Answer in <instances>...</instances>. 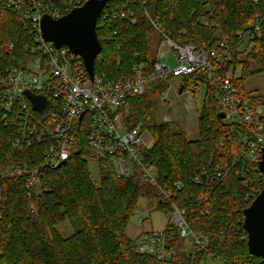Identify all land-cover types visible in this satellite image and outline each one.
<instances>
[{
    "label": "trees",
    "instance_id": "1",
    "mask_svg": "<svg viewBox=\"0 0 264 264\" xmlns=\"http://www.w3.org/2000/svg\"><path fill=\"white\" fill-rule=\"evenodd\" d=\"M145 9L158 19L170 39L191 43L198 51L221 41L237 44L236 31L261 19L259 36L235 50L222 68L224 73L232 72L244 100L264 104V95L246 97L242 92L245 79L264 75V0H146ZM137 12L134 25L117 22L103 31L107 37L101 41V61L95 63L94 71L105 81L131 75L135 64H143L145 73L152 69L161 36L143 9L137 7ZM10 41L15 42L17 55L23 54L30 42L28 29L18 23L13 12L4 10L0 13L2 72L10 57L6 50ZM181 78L182 92L190 81L206 85L198 139H188L175 121L155 119L167 87L164 81L152 83L141 95L129 96L128 106L120 109L122 125L125 129L141 126L151 135L153 143L142 150L143 161L154 163L162 181L185 184L175 201L183 202L188 226L206 239L208 250L225 264H264L263 258L249 253L242 226L243 209L253 200L248 193L260 191L264 184L257 166L236 159L246 147L242 140L245 129L217 118L218 98L202 72ZM11 130L0 110V172L19 165H39L47 145L16 150L10 143ZM91 160L98 167L96 180L89 169ZM224 165L228 167L226 176L210 188V173ZM197 175L201 176L199 183L193 181ZM28 179V174L0 177V264H159L153 255L137 251L138 236L129 237L126 229L140 199L165 213L171 210L170 204L162 199L158 187L138 172L117 177L111 157L96 159L85 131L79 128L69 157L42 171L32 188ZM66 219L75 230L63 237L57 225ZM172 243L178 249L181 246L176 230ZM206 257L204 251L197 252L193 260L189 253L179 252L170 264H202Z\"/></svg>",
    "mask_w": 264,
    "mask_h": 264
},
{
    "label": "built area",
    "instance_id": "2",
    "mask_svg": "<svg viewBox=\"0 0 264 264\" xmlns=\"http://www.w3.org/2000/svg\"><path fill=\"white\" fill-rule=\"evenodd\" d=\"M85 1L0 0V13L4 10L13 12L18 23L28 29L30 40L21 55L15 54V42L7 44L6 50L10 57L5 71H0L2 120L12 128L10 143L14 149L22 150L35 144L47 145L45 157L39 165L33 168L27 165L7 168L0 172V177L28 174V186L32 188L42 171L57 167L69 157L80 128L85 131L87 143L96 159L106 156L112 158L117 177L125 178L138 172L142 179L156 185L162 199L170 204L166 226L161 230L141 231L137 238V251L153 255L159 264H170L179 252L189 253L193 260L197 252L204 251L207 257L202 260V264H206L209 259L220 260L225 264L206 248V239L190 229L185 220L183 202L175 201L177 193L184 190L185 184L182 181L170 184L162 181L154 163L143 161L142 150L149 147L150 135L142 131L140 126L125 129L120 109L128 106L129 96L145 93L152 83L158 81L167 83L161 96L164 102L173 79L202 72L217 94L218 112H224L225 118L229 117L230 122L245 129L242 140L246 147L236 159L248 161L258 168L264 149V104L253 105L244 100L234 85L232 73H224L222 66L223 62L231 61L235 50L259 36L261 19L236 31L239 38L237 44L221 41L211 48L198 51L191 43L170 39L158 19L145 9L146 0H106L95 26L96 34L98 30L101 32L97 34L100 43L107 37L103 31L115 23L134 25L138 21L137 7L143 9L149 24L161 36V43L149 72L145 73L143 64H135L131 75L105 81L94 71L91 80L80 55L73 54L66 45L56 47L54 43L44 40L40 30L43 15L56 19L80 7ZM114 33H117L116 29ZM164 45L176 58L174 66L161 61L165 55ZM99 54L95 63L101 61ZM26 90L46 98L44 115L33 108L25 94ZM169 120L168 116H164L162 121ZM227 171V165L215 167L209 175L210 188L219 184ZM203 174H206V170ZM261 175L263 183L264 176ZM200 177L195 176L193 181L199 183ZM260 191H250L248 196L254 199ZM133 214H136L139 223L143 222L144 218L137 207ZM174 230L178 231L180 243L187 237L191 240L189 249L182 244L179 249L173 245Z\"/></svg>",
    "mask_w": 264,
    "mask_h": 264
},
{
    "label": "rangeland",
    "instance_id": "3",
    "mask_svg": "<svg viewBox=\"0 0 264 264\" xmlns=\"http://www.w3.org/2000/svg\"><path fill=\"white\" fill-rule=\"evenodd\" d=\"M163 50L165 55L162 56L161 61L168 63L170 66H174L176 64V58L173 53L165 45L163 46ZM240 69L241 66L236 69L235 74L238 75ZM181 81V77L172 80L167 99L164 102L161 100L155 110V119L162 122L163 117L168 116L169 121H175L186 133L188 139L195 140L199 138L198 116L204 105L206 85L202 82L190 81L186 86L187 89L182 93H178ZM242 92L246 97L253 94L264 95V75L259 74L245 79ZM215 98L217 100V94H215ZM223 120L225 122L231 121L229 117ZM142 131H146V129L142 128ZM148 142L150 145L153 143L151 135ZM89 169L96 180L98 178V167L94 160L89 161ZM137 208L141 211L144 220L142 223H139L136 214L132 215L126 229L129 237L134 238L139 231L161 230L166 226L168 214L164 211L155 209L152 204L144 199L138 201ZM57 230L63 237H67L73 234L75 227L66 219L57 225ZM181 244L189 249L191 240L188 237L184 238L181 240ZM206 264H222V262L220 260L209 259Z\"/></svg>",
    "mask_w": 264,
    "mask_h": 264
},
{
    "label": "water",
    "instance_id": "4",
    "mask_svg": "<svg viewBox=\"0 0 264 264\" xmlns=\"http://www.w3.org/2000/svg\"><path fill=\"white\" fill-rule=\"evenodd\" d=\"M106 0H87L80 7H76L59 18L43 15L40 21L41 35L46 41L54 43L56 47L66 45L73 54L83 58L86 70L93 79L96 56L101 52L102 46L96 34V20L100 11L105 6ZM64 22L59 34H55L50 24ZM182 93V87L178 89ZM26 96L30 99L34 109L44 115L46 111V98L42 95H34L26 90ZM217 118L224 119L225 113L220 111ZM258 170L264 176V149L261 160L258 162ZM264 204V186L251 203L243 209L242 226L247 233L246 242L251 255L264 259V217L257 215L255 220L250 219V210Z\"/></svg>",
    "mask_w": 264,
    "mask_h": 264
},
{
    "label": "snow or ice",
    "instance_id": "5",
    "mask_svg": "<svg viewBox=\"0 0 264 264\" xmlns=\"http://www.w3.org/2000/svg\"><path fill=\"white\" fill-rule=\"evenodd\" d=\"M63 24L64 22H61L60 24H50V28L55 34H59V32L62 30ZM249 215L250 219H252L253 221L255 220L257 215L264 217V204H261L259 208L253 206V208L250 210Z\"/></svg>",
    "mask_w": 264,
    "mask_h": 264
},
{
    "label": "crops",
    "instance_id": "6",
    "mask_svg": "<svg viewBox=\"0 0 264 264\" xmlns=\"http://www.w3.org/2000/svg\"><path fill=\"white\" fill-rule=\"evenodd\" d=\"M139 233H140V231L136 234V236L135 237H137L138 235H139Z\"/></svg>",
    "mask_w": 264,
    "mask_h": 264
}]
</instances>
